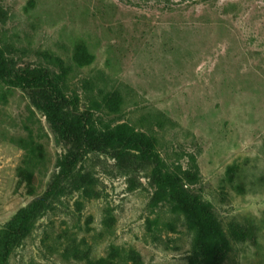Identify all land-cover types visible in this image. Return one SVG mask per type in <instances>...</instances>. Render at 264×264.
I'll list each match as a JSON object with an SVG mask.
<instances>
[{
	"label": "rangeland",
	"instance_id": "374dc122",
	"mask_svg": "<svg viewBox=\"0 0 264 264\" xmlns=\"http://www.w3.org/2000/svg\"><path fill=\"white\" fill-rule=\"evenodd\" d=\"M0 46L13 74L67 68L83 106L115 97L118 110L97 115L154 140L225 230V264H264V0H0ZM68 154L0 78V251ZM150 173L89 155L1 264H205L191 219Z\"/></svg>",
	"mask_w": 264,
	"mask_h": 264
},
{
	"label": "trees",
	"instance_id": "16d2710c",
	"mask_svg": "<svg viewBox=\"0 0 264 264\" xmlns=\"http://www.w3.org/2000/svg\"><path fill=\"white\" fill-rule=\"evenodd\" d=\"M5 61L0 46V78L8 76L10 84L27 93L31 103L45 113L63 140L70 144L71 154L57 158L55 171L45 192L32 204L21 208L16 222L6 228L2 237L5 251H0V264L6 260L15 242L32 233L39 214L51 205L62 184L74 176L77 166L83 164L89 155L100 152L110 155L118 163L139 161L149 164L153 180L169 191L172 201L191 219L196 230L195 245L200 249L204 263L225 264L231 250V241L225 230L208 205L186 191L180 176L166 171L154 140L139 133L127 122L112 126L97 115L106 108L118 110L115 97L106 94L102 102L93 101L91 105L83 106L80 95L65 91L67 68L62 65H59V72L51 68L27 67L13 74ZM70 244L71 251H77V239L74 238Z\"/></svg>",
	"mask_w": 264,
	"mask_h": 264
}]
</instances>
